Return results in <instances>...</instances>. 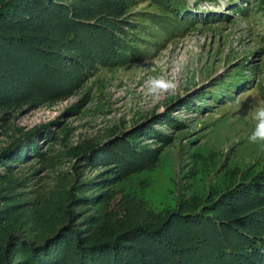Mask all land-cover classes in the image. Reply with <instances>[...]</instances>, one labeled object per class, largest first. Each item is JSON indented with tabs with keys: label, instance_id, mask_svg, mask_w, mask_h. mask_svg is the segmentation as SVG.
Masks as SVG:
<instances>
[{
	"label": "rangeland",
	"instance_id": "374dc122",
	"mask_svg": "<svg viewBox=\"0 0 264 264\" xmlns=\"http://www.w3.org/2000/svg\"><path fill=\"white\" fill-rule=\"evenodd\" d=\"M95 11L112 21L95 65L69 50L76 60L54 84H0V264H48L67 241L179 211L216 209L221 228L253 205L264 221V143L247 139L264 104V0H107ZM151 76L175 80V94L147 95ZM252 229L264 252V226Z\"/></svg>",
	"mask_w": 264,
	"mask_h": 264
},
{
	"label": "trees",
	"instance_id": "16d2710c",
	"mask_svg": "<svg viewBox=\"0 0 264 264\" xmlns=\"http://www.w3.org/2000/svg\"><path fill=\"white\" fill-rule=\"evenodd\" d=\"M105 1L0 0V84L20 90L24 77L32 87L41 79L54 84L66 73L62 62L76 60L72 52H78L81 65L92 63L96 55L101 60L112 21L95 10ZM147 166L137 165L133 171ZM234 209L221 228L214 225L213 209L206 216L174 212L158 225H138L111 236H80L59 246L48 264H264V252L252 245L258 234L252 227L264 226L260 213L253 205ZM194 216L206 219L196 222ZM66 231L59 230L29 251L43 252Z\"/></svg>",
	"mask_w": 264,
	"mask_h": 264
},
{
	"label": "clouds",
	"instance_id": "9594fccd",
	"mask_svg": "<svg viewBox=\"0 0 264 264\" xmlns=\"http://www.w3.org/2000/svg\"><path fill=\"white\" fill-rule=\"evenodd\" d=\"M145 87L147 88V95L160 97L175 94L178 85L173 79L151 76L145 81ZM251 119L253 124L247 137L248 141L253 144L264 143V104H258L252 110Z\"/></svg>",
	"mask_w": 264,
	"mask_h": 264
}]
</instances>
